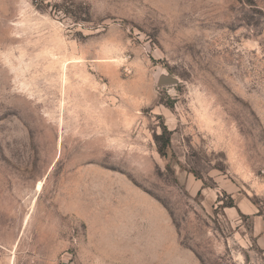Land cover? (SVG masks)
Listing matches in <instances>:
<instances>
[{
	"label": "rangeland",
	"instance_id": "1",
	"mask_svg": "<svg viewBox=\"0 0 264 264\" xmlns=\"http://www.w3.org/2000/svg\"><path fill=\"white\" fill-rule=\"evenodd\" d=\"M0 264H264V0H0Z\"/></svg>",
	"mask_w": 264,
	"mask_h": 264
},
{
	"label": "water",
	"instance_id": "2",
	"mask_svg": "<svg viewBox=\"0 0 264 264\" xmlns=\"http://www.w3.org/2000/svg\"><path fill=\"white\" fill-rule=\"evenodd\" d=\"M178 82V78L170 75L168 73H162L158 77L157 85L163 86V85H169V84H176Z\"/></svg>",
	"mask_w": 264,
	"mask_h": 264
}]
</instances>
